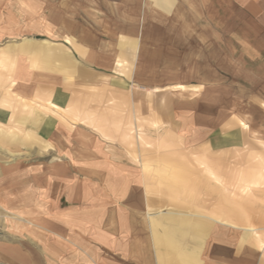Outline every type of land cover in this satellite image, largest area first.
<instances>
[{"label": "crops", "instance_id": "crops-1", "mask_svg": "<svg viewBox=\"0 0 264 264\" xmlns=\"http://www.w3.org/2000/svg\"><path fill=\"white\" fill-rule=\"evenodd\" d=\"M253 12L264 35V0H0L2 144L51 145L86 166L4 176L0 264H264V236L233 198L205 214V173L102 169L114 121L132 135L116 161L172 147L264 155V71L259 103L235 89L251 81L253 50L264 66ZM214 174L211 193L235 176Z\"/></svg>", "mask_w": 264, "mask_h": 264}, {"label": "rangeland", "instance_id": "rangeland-1", "mask_svg": "<svg viewBox=\"0 0 264 264\" xmlns=\"http://www.w3.org/2000/svg\"><path fill=\"white\" fill-rule=\"evenodd\" d=\"M238 1V0H237ZM238 20V18H237ZM261 23L258 19V15H254L252 20V42L253 45L264 40V35H261ZM251 70V81L236 82L235 89L238 87L247 86L251 89L252 106L259 103L260 99L254 97L259 90V74L264 71V66L260 62L259 50H253ZM247 68V67H245ZM243 69V66L241 67ZM238 70V69H237ZM226 85L228 83H225ZM230 84V83H229ZM234 84V83H231ZM236 94L242 95L243 90H236ZM247 93V92H246ZM241 100L246 101V105L249 104L247 98ZM243 106V102L241 104ZM116 121L107 129L106 137L103 136L106 143H109L106 148L108 155L115 160H108L107 166L104 163V169L106 173H117L122 170L123 173H205L203 174V192L198 195L199 201L203 204V210L205 214L215 215L220 209L222 211V202L233 198L236 201L237 209L245 213L248 224L251 228L260 229V234L264 236V186H262V192L259 190V177L261 173H264V155L259 152L256 146L248 147L245 150H237L236 152L226 153V161H218L216 158L218 155H213L211 151L201 152H183L179 147H172V150L165 153L164 156L156 151L154 161H138V162H121L116 161L117 150L131 148L130 146H116L114 143L121 137L130 138L132 135L123 136L122 130L115 128ZM12 131L0 129V183L2 186L5 175L10 173H42L46 169H54L59 173H84L85 163L83 162H69L64 160L61 154L53 152L51 145H44L37 147H10L3 145L5 140V134ZM95 133L97 136L103 133V131H89ZM106 131H104L105 133ZM129 133L130 131H126ZM258 143V142H255ZM154 156V155H153ZM224 157V156H223ZM228 158H230L228 160ZM44 169V170H43ZM97 169H100L99 163ZM104 171V172H105ZM214 173H235V176L220 177L219 178V193H211L213 188L211 187L212 181H217V178H207L205 175ZM76 180V179H75ZM208 187V188H207ZM260 191V192H259ZM195 194V193H194ZM193 194V197L195 195ZM2 197V195H1ZM219 199V207L217 203ZM0 204V220L4 218V211ZM220 215V220L224 221ZM251 223V224H250ZM0 236H3V226L0 225Z\"/></svg>", "mask_w": 264, "mask_h": 264}]
</instances>
